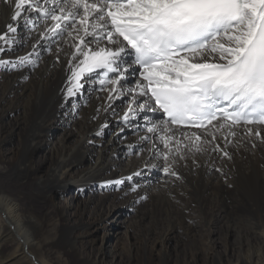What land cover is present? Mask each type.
Instances as JSON below:
<instances>
[{"label":"bare ground","instance_id":"obj_1","mask_svg":"<svg viewBox=\"0 0 264 264\" xmlns=\"http://www.w3.org/2000/svg\"><path fill=\"white\" fill-rule=\"evenodd\" d=\"M40 2L43 3V0ZM9 15L10 10L0 0V31H6ZM44 27L45 21L40 19L31 38H28L26 28L21 27L16 35L18 41L24 37L23 43H17L12 52H0V59L15 60L17 56L33 51L32 45L39 39L38 33ZM64 37L67 38L66 33ZM48 43L51 45L49 53L43 51L44 46L48 48L47 44L37 46L32 56L34 63L27 64L29 67L10 69V66L0 65V184H3L0 186V211L3 213L0 216V264H51L52 250L57 253L53 258L55 264H67L65 255L75 253V247L82 244L79 241L84 242L83 237L91 238L86 233L84 219L101 215L109 202H114L122 194L128 195L130 201L144 208L142 214L133 216L135 220L131 227L141 228L145 221L151 222L157 229L161 226L162 230L157 235L161 247L158 248L157 244L151 247L152 252L159 251V254L156 253L159 255L157 264H264V142L255 135H248L242 125L233 129L235 136H227V130H222L215 141L202 144L200 151L185 148L184 145L191 147V142L180 137L181 151L177 154L173 143L168 161L176 175H166L162 170L165 161L154 154L150 155L153 140L140 139L141 136L152 135L147 132L127 136V141L143 143L145 146L141 152L134 153L133 159L130 157L128 162L120 159L122 155L115 145H109L113 144V135L94 153V146L90 144L91 135L100 132L107 121L110 122L109 115L112 119H116L118 114L123 118L130 97H125L127 99L123 105H116L115 99H108L106 89L111 85H105L103 89L101 85L97 89L91 87L99 83L94 77L85 83L83 97H80L82 101H87L86 106L81 105L82 109L75 112L81 107V101L71 102L64 96L67 61L70 58L67 54L73 49L59 40H50ZM22 44H25L23 50L14 54ZM58 47L62 50L57 51ZM137 77L135 73H130L128 79L134 81ZM68 102L71 103L70 112L66 110ZM13 115H16L15 124L9 128L3 127ZM148 116L151 117L152 113H148ZM19 118L24 123L25 132L16 138L17 148H9L5 145V138L12 136ZM134 120L144 121L141 117ZM70 121L71 128L76 125L77 140L71 146H67L63 139L58 143L50 141L48 151L54 161L47 174L37 167H31L33 146L41 143L40 139L55 123L63 126L65 135L68 127L64 125ZM118 127L122 128V125ZM248 127H259L264 134V127ZM190 131L201 134L199 131ZM207 139L212 140L211 136ZM156 143L164 151L162 143L158 140ZM217 145L219 150H216ZM113 158L118 159L115 161ZM149 160L151 164L156 162L161 165L159 185L141 193L138 187L140 181L136 176L150 165ZM111 166L116 169L110 170ZM114 177L116 179L112 180ZM105 181L107 189L115 186L119 195L116 194L110 200L109 195H103L96 201L86 200L82 207H75L78 211L72 213H68V203L67 207L54 204V190L56 193H65L69 186L75 185L77 191H83L84 188L100 186ZM113 182L116 185L107 186ZM40 199L47 203L43 206V212L37 215L33 205L35 200ZM47 204L55 207L52 209L56 215L46 211ZM47 218L64 220L68 224L60 227L58 221L57 224L49 225L45 223ZM199 223L204 225L207 240L204 237L205 241L195 239L196 249L195 244L184 252L171 251L165 247V240L168 241L176 227L187 233L195 232L194 226L197 228ZM217 224L226 225L221 250L217 249L216 241L213 243L211 238V226ZM145 231L147 233H143V238H140L144 255L138 256L136 264H152L154 261L151 260L152 252L145 247L149 244L150 228ZM200 241L203 243L197 244ZM9 245L11 249L7 248ZM109 245L105 247L101 243L95 255H92L90 248H81L84 258L78 264H114L108 259L113 251L112 245Z\"/></svg>","mask_w":264,"mask_h":264},{"label":"snow or ice","instance_id":"obj_2","mask_svg":"<svg viewBox=\"0 0 264 264\" xmlns=\"http://www.w3.org/2000/svg\"><path fill=\"white\" fill-rule=\"evenodd\" d=\"M2 2L10 10V22L0 31V52L23 43L24 37L18 41L16 35L21 27L28 38L40 19L45 27L33 51L15 60L0 59V65L15 69L32 64L37 46L47 44L50 50V40L69 44L73 51L67 54L65 99L94 77L102 89L111 85L106 89L110 101L130 97L123 121L131 126L133 119H144L143 127L152 135L140 139L153 140L149 153L165 161L166 175H176L168 161L173 143L180 153V137L191 142L185 148L200 151L222 130L235 136L233 129L244 125L248 135L264 142L259 127H248L264 126V0ZM136 72L137 79L129 80Z\"/></svg>","mask_w":264,"mask_h":264},{"label":"rangeland","instance_id":"obj_3","mask_svg":"<svg viewBox=\"0 0 264 264\" xmlns=\"http://www.w3.org/2000/svg\"><path fill=\"white\" fill-rule=\"evenodd\" d=\"M38 15V14H34ZM55 41V40H54ZM25 44L20 45L19 49L14 52V54H19ZM43 51L48 54L49 50L46 46L43 47ZM29 67L28 65L20 66V68H25ZM137 75V73H135ZM95 79L99 82V78L95 77ZM96 85V86H95ZM91 86L93 89H97L99 87V83ZM82 91L78 93L76 96L70 98L69 100L72 101H81V105L86 106V100L82 101L80 97L82 95ZM127 98H120L117 97L114 102L116 105H123L124 102L126 101ZM71 103L68 102L66 104V107H68L66 110L70 112L69 105ZM82 109L81 107H78V109L75 112H79ZM112 115V114H111ZM113 116V115H112ZM16 115H13L8 118L7 124L4 123L3 127H8L11 124L14 123ZM62 118L66 119L65 116ZM74 120L76 117L73 118ZM80 117H78V120ZM110 122L107 121V123L104 125L103 129L99 132H94L91 135L92 141L90 144L94 146V151H97V149L100 146H104L107 143L108 138L113 135L112 142L113 144H109L110 146L115 145L117 150L120 151L122 159H125L126 162H128V159H133V154L137 152H141L145 146L143 143H138V142H129L127 141V136L130 134L137 135L139 133H145L147 132L146 127H143L145 121H137V120H132L131 126L127 125L124 121L123 118L116 116V119H112L109 115ZM131 119V118H130ZM20 118L18 119V121ZM70 120V119H69ZM71 121L68 123H65V127H68L65 130L66 134L64 135L62 132V125L55 123L54 125L50 126V129L48 132L46 131L45 135L40 139L42 140L41 143L34 145L33 146V156L32 162L30 163L31 167H37L42 171L43 173L47 174L48 170L51 169L52 163L54 161L53 157L51 156L50 150V141L54 143L60 142V139L64 140V143H66L67 146H71L75 140H77V129L76 125H74L73 128H71ZM119 125H122V128L118 127ZM137 125H140L141 127L137 128ZM4 128V132H5ZM115 131H117L115 133ZM24 123L22 121H19L18 126L13 131L12 136L6 137L5 138V145L8 146L9 148L16 149V138L18 136H22L24 134ZM97 133H100L99 135ZM132 136V135H130ZM108 145V146H109ZM95 153V152H94ZM128 157V158H127ZM115 161L118 158H113ZM149 166L144 168L143 171L139 172L140 174L136 176V179L140 181L139 186L141 193H143L146 190H150L151 188L159 185V178L158 174L160 173V168L161 165L159 163H152L151 160H149ZM122 165V164H121ZM126 165V164H125ZM123 166V165H122ZM216 167V166H215ZM115 166H111V169H114ZM116 169V168H115ZM126 169V168H125ZM118 170V169H117ZM47 171V172H46ZM165 175V174H164ZM116 178H112V180H115ZM110 180V179H108ZM107 180V181H108ZM107 181L104 182V184L100 186H95L93 188H84L83 191H77L75 185H71L67 188V192L65 193H59L53 191V197H54V204L55 206L60 207H67L70 205V209L68 210V213H72L73 211H78L75 207L79 206L82 207V204L86 200L90 201H96L97 199L101 198L103 195L108 196L109 195V200L112 199L116 194L119 195L118 190L114 185H116L114 182L111 183L110 185L107 186H114L111 189H107L106 184ZM127 182V180H126ZM161 183V182H160ZM133 185H135V182H132ZM3 184L1 183L0 186ZM116 189V190H115ZM138 189V188H137ZM232 194V193H231ZM233 195V194H232ZM232 195H229L232 197ZM114 202H109L108 207L106 208L105 212L100 214H96L90 217V219H84V225L87 229L86 233L90 235L89 237L91 238H84L83 241H79L82 244H78L75 247V253H68L65 255L67 259V264H78L80 260H82L83 255L81 254V248L86 247L91 249L92 255H95L99 249L101 243H104L105 247H109L111 244L113 251L111 256H108L110 260L113 261L114 264H128V261H131V264H136L137 263V258L138 256L140 257L143 254L142 250V244L143 241L140 238H143V233H147L145 230L150 228V238L148 241V245L145 246L147 251H151V247L153 245L158 246V248L161 247V242H158L157 240V235L161 232V226L157 227L155 225L152 226L151 222H143L141 224V228H138L136 226L131 227V223L135 220L133 219V216L137 217V215L142 214L144 211L143 205H135L132 201L129 200V196L126 194H122L121 197H118L117 199L113 200ZM26 202L28 200L26 199ZM33 205V209L37 215L41 214L43 212L45 204L44 200H35ZM29 203V202H28ZM30 204V203H29ZM48 208L46 211H50V214H55V211H53L52 208H55L52 204H47ZM42 208V209H41ZM137 213V215H135ZM56 215V214H55ZM0 216H3L2 211H0ZM73 216V215H72ZM41 217V215H40ZM4 219V217H3ZM60 223V227L68 224L64 220L61 221L60 219H51L47 218L45 223L51 225L53 223ZM70 225V223H69ZM88 225V226H87ZM198 225V224H197ZM226 228V225L224 224H217V225H212L211 226V238L213 239V243L216 241V246L217 249L221 250L223 249L224 245V240H225V235L226 233L224 232ZM155 230V231H154ZM204 225L199 223L198 227L194 226V231L195 232H185L180 228L175 229L173 233H170V238L167 239L168 241L165 240V247H167L171 251H176V252H184V250H187L191 245H194L197 241L195 239H202V241H205L203 237L206 239L205 236V231H204ZM154 231V232H153ZM104 233L105 236L102 234ZM105 237V238H104ZM229 237V236H228ZM231 237V235H230ZM102 238L105 239L104 242H102ZM232 239V238H230ZM207 240V239H206ZM130 243H133L132 245L129 246ZM203 242H199L197 244H201ZM206 243V242H205ZM83 245V246H82ZM196 244L194 245V249H196ZM136 247V248H135ZM201 247V246H200ZM8 249H11V246H7ZM132 248V249H131ZM53 254L50 253V258L52 259L50 261L51 264H55V256L57 253L52 250ZM132 252V253H131ZM136 253V254H135ZM149 253V252H148ZM147 253V254H148ZM159 251H153L151 253V260H154L152 264H157L156 260L158 259ZM131 256V257H130ZM81 257V258H80ZM129 258V259H128ZM134 258V259H133ZM54 263H53V262Z\"/></svg>","mask_w":264,"mask_h":264}]
</instances>
